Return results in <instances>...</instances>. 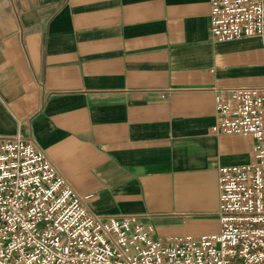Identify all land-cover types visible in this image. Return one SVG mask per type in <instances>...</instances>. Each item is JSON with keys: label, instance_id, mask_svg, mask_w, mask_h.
<instances>
[{"label": "crops", "instance_id": "0c3cea01", "mask_svg": "<svg viewBox=\"0 0 264 264\" xmlns=\"http://www.w3.org/2000/svg\"><path fill=\"white\" fill-rule=\"evenodd\" d=\"M211 0H0V139L31 136L103 217L154 238L220 231L216 95L264 87L260 38L215 43Z\"/></svg>", "mask_w": 264, "mask_h": 264}, {"label": "built area", "instance_id": "2783aa9c", "mask_svg": "<svg viewBox=\"0 0 264 264\" xmlns=\"http://www.w3.org/2000/svg\"><path fill=\"white\" fill-rule=\"evenodd\" d=\"M213 42L258 37L264 0H211ZM216 135L252 136L254 160L219 169L220 231L154 238L137 215L103 217L31 136L0 139V264H264V87L215 98Z\"/></svg>", "mask_w": 264, "mask_h": 264}]
</instances>
